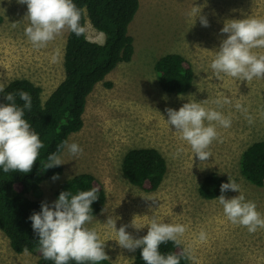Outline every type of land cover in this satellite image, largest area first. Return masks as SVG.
<instances>
[{"label": "rangeland", "instance_id": "374dc122", "mask_svg": "<svg viewBox=\"0 0 264 264\" xmlns=\"http://www.w3.org/2000/svg\"><path fill=\"white\" fill-rule=\"evenodd\" d=\"M140 5L129 26L134 40V55L107 77L112 84L96 86L89 96L83 114V129L70 137L83 153L61 154L64 175L46 181L40 191L30 195L50 207L56 201L60 185L79 173H91L104 185L106 203L103 211L86 225L95 229L105 242L104 250L112 264H134L136 250L119 246L116 233L106 225L115 220L116 230L126 226L132 238L147 234L153 216L164 223L183 224V247H191L195 261L191 264H264V228L250 233L246 227L232 224L223 213L217 198L206 200L199 195L205 177L215 174L229 177L240 186V193L229 189L223 195L230 199L243 194L256 204L264 218V188L247 183L240 174V158L253 143L264 141V78L247 82L221 74L214 75L210 64L227 34L224 23L247 17L264 18V0H139ZM209 23L202 26L199 17L190 16L192 7ZM27 5L17 0H0V83L5 87L15 79H28L42 88L45 100L64 79V52L68 37L65 30L46 47L36 49L25 36L29 21ZM15 23V27H13ZM87 38L103 43L104 34L86 23ZM264 54V49H254ZM58 59L52 62L53 54ZM182 55L193 70V84L183 95L162 90L154 70L156 61L167 54ZM228 97L223 107L214 101ZM190 101L230 116L229 128L217 126L219 139L213 141L212 156L201 162L189 145L179 138L174 126L167 124V108L179 110ZM239 102L252 117L235 108ZM137 148H154L167 161L168 171L161 187L144 192L131 185L122 175L124 155ZM178 149L183 151L178 153ZM138 227H135L134 224ZM207 239H198L201 231ZM33 253L16 254L0 231V264H38Z\"/></svg>", "mask_w": 264, "mask_h": 264}, {"label": "clouds", "instance_id": "9594fccd", "mask_svg": "<svg viewBox=\"0 0 264 264\" xmlns=\"http://www.w3.org/2000/svg\"><path fill=\"white\" fill-rule=\"evenodd\" d=\"M27 5L25 18L29 25L25 28V36L36 49L46 47L65 30L74 33L77 37L86 35L87 27L81 24L82 11L73 0H17ZM201 9L193 6L190 16L199 17L202 26L208 27V20L200 15ZM15 27V23H13ZM227 38L220 43L218 51L210 67L218 78L221 74L240 81H252L264 78V54L254 52V49H264V18L247 17L233 19L224 23L221 29ZM58 53L53 54L51 60L55 63ZM5 84L0 83V93L4 92ZM19 99L23 107L16 104V94L8 93L7 104H0V168L5 173L19 171L31 172L44 147L39 135L31 130V125L24 118V110H31L32 98L28 92L20 91ZM214 103L223 107L232 103L230 98L222 97ZM235 108L244 113L248 122H253L247 115V108L237 102ZM167 124L175 127L179 138L190 146L192 153L201 162L212 156L209 151L213 141L219 139L217 126L231 127V117L221 111L206 108L202 103L190 101L183 104L179 110L166 109ZM66 149L72 156H79L83 149L75 142L62 141L57 152L47 156L42 164L44 169L62 165L61 150ZM183 149H178V153ZM57 177H53L56 179ZM229 189L240 193V186L229 177L228 183L220 185L221 195L217 198L223 207V213L232 224L246 227L250 233L258 228H264V218L256 210V204L246 201L243 194L233 198H226L223 193ZM98 189L93 187L88 191H80L73 195L69 191H62L50 207L47 203L41 204V211L33 213L29 219L33 231L39 236V252L45 260L54 264H99L108 260L104 250L105 242L101 240L95 229L86 227L93 220L91 205L98 199ZM134 224V223H133ZM106 225L116 233V241L122 248L135 251L141 248V257L145 264H180L181 258L195 261L193 249L184 247L178 254H161L160 245L169 241L176 247L182 244L181 237L186 232L183 224L164 223L153 216L148 223L147 234L134 239L126 232V226L116 230L115 220L108 218ZM135 227H137L134 224ZM138 228V227H137ZM199 241L205 242L206 233L202 230ZM24 253L29 254L24 248Z\"/></svg>", "mask_w": 264, "mask_h": 264}, {"label": "trees", "instance_id": "16d2710c", "mask_svg": "<svg viewBox=\"0 0 264 264\" xmlns=\"http://www.w3.org/2000/svg\"><path fill=\"white\" fill-rule=\"evenodd\" d=\"M82 11L81 24L90 22L92 27L104 34L103 43L90 41L87 35L77 37L68 31L64 52V79L55 90L42 99L43 90L32 81L22 78L11 81L4 92L0 93V104L9 103L8 93L16 94V104L23 107L19 99L20 91L28 92L32 98L31 110L25 109L24 118L31 125V130L39 135L44 147L31 172L10 171L5 173L0 168V231L9 240L16 254L29 253L37 255L38 264H54L45 260L39 252V236L33 231L29 217L41 211L39 199H31L46 181L59 180L64 175L62 165L44 169L42 164L47 156L57 152L62 141L79 133L84 126L83 114L89 96L96 86L103 83L107 87V77L122 63H129L134 55V40L129 34V26L139 9V0H73ZM157 80L163 91L183 95L190 91L193 84V70L186 59L177 53L160 57L154 66ZM65 149L61 150L60 155ZM240 174L249 184L264 188V141L253 143L240 158ZM123 177L133 186L144 192L157 191L168 171L164 156L154 148H137L128 151L122 160ZM53 177H57L53 179ZM228 181L215 174L208 175L199 187V195L212 200L222 193L220 185ZM98 189V199L91 205L92 215L101 213L106 203L103 183L91 173H79L66 179L55 192L56 200L62 191L73 195L80 191ZM178 248L169 241L161 244V254L179 253ZM141 248H137L134 264H145L141 257ZM69 264H76L69 261ZM90 264V262H89ZM99 264H112L109 260ZM180 264H191L181 258Z\"/></svg>", "mask_w": 264, "mask_h": 264}]
</instances>
